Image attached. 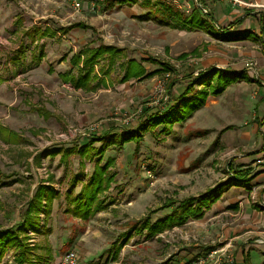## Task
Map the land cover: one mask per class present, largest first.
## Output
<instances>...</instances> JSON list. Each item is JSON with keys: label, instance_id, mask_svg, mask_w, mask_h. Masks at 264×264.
I'll list each match as a JSON object with an SVG mask.
<instances>
[{"label": "rangeland", "instance_id": "374dc122", "mask_svg": "<svg viewBox=\"0 0 264 264\" xmlns=\"http://www.w3.org/2000/svg\"><path fill=\"white\" fill-rule=\"evenodd\" d=\"M83 1L75 9L72 0H0V123L20 135L17 143L0 139V229L22 223L29 199L44 185L59 194L48 218L44 198L40 211L29 216L41 226L39 231L26 226L33 264H67L70 249L76 264H244L247 248V255L252 250L250 264H264V47L258 40L264 36V0H204L212 21L201 10L205 24L194 29L175 18L176 25L168 26L152 15L167 4L186 17L196 0H185L186 6L171 0H147V6L145 0ZM75 22L85 28H70ZM44 28L45 45L30 39ZM99 45L122 50L111 78L100 69L108 56L94 65L96 81L103 78L106 84L99 81L94 91H85L62 79V73L78 72L70 61L73 55ZM149 57L163 62L166 70L158 71L161 65ZM131 58L154 74L116 81L122 75L118 61ZM214 70L230 74L231 81L187 118L165 129L147 123L138 139H114L107 145L102 161L115 158V180L103 195L112 200L104 210L87 221L65 211L72 178L80 179L73 186L76 193L93 166L79 156L80 146L108 131L115 136L136 128L138 120L179 102L189 84L186 99L208 89V83L216 84ZM200 71L208 73L201 81L194 79ZM56 148L75 150L62 160L61 153L49 152ZM229 162L236 169L253 168L251 181H230L200 219L155 235L133 233L112 257L110 246L119 233L143 218L153 223L174 211L177 203L156 210L167 198L199 196L229 181ZM238 245L241 252L235 251ZM16 254L6 246L0 264H15Z\"/></svg>", "mask_w": 264, "mask_h": 264}, {"label": "trees", "instance_id": "16d2710c", "mask_svg": "<svg viewBox=\"0 0 264 264\" xmlns=\"http://www.w3.org/2000/svg\"><path fill=\"white\" fill-rule=\"evenodd\" d=\"M198 1L204 5V0ZM143 4L147 6L149 2L145 0ZM200 11L201 9L198 6H195L191 13L185 17L179 10L173 9L170 5L163 4L161 8L154 10L152 17L155 18L156 21L168 26L176 25L171 20V18H175L185 29H194L200 28L203 24H205V18L201 16L202 11ZM204 15L212 21V15H209L205 12ZM235 20L241 21L242 19L236 18ZM72 27L85 28V25L81 22H75L70 25V28ZM217 31L222 32L223 34L226 32V28L218 27ZM46 35L47 32L42 30L38 33H31L30 39H40ZM258 40L264 47L263 34L258 36ZM121 51V48L112 45H99L94 48L86 49L83 52H80V54L73 55L70 58V61L78 67L77 74L70 75L67 73H62L61 77L63 80L71 82L74 88H81L85 91H94L98 87L99 81L102 82V84H106L103 78L96 81L97 72L94 68V65L97 64L104 55L108 56L105 68L100 67V69L104 77L107 76L111 78V71L115 69L113 68L115 58H120ZM181 55L182 58L187 56L186 53ZM148 59L153 63L161 65V68L158 71L166 70L163 62L153 57H149ZM79 64H81V67L78 66ZM117 67L122 72L121 77L116 80L120 83L127 82L131 78L140 79L154 74V72H147L143 64L133 58L128 59L125 62L118 61ZM212 73H214L216 77V84L208 83V89L199 90L195 94H191L186 99L184 96L190 92L192 86L189 84L182 92L185 94H180L181 96L179 102L175 100L173 103L167 105L166 108L162 110H155L154 112L150 113L144 121L139 117L140 120H138L139 122L136 124V128L133 127L130 130L122 129V131L116 135L117 138L115 139H119V143L136 140L139 138L140 132L145 130L147 123H150V125L153 127L161 124L165 129L169 128L172 123L187 118L190 114H192L204 104L205 99L209 94H220L231 81L230 74H223L220 70H214ZM207 75L208 73L200 71L194 77V79L201 81V79H204ZM1 82H3V77L0 75V83ZM167 93H169V90ZM0 139L5 143H17L19 142L20 135L16 131L0 123ZM112 140H114V138L111 135H108L107 132L99 137L94 136L84 145L78 148L79 156L83 159H88L93 162V166L91 172L89 173L87 182L82 183L80 189L76 193H73V186L77 181L80 180L79 176L72 178L70 188L65 193V211L71 217L78 218L82 221H87L96 213L104 210L109 205V203H111L112 200L109 198L108 201H106L103 195L115 180V172L112 167L115 164V158L108 156L103 162L102 157L106 151L107 145L110 144ZM95 141L102 142L98 148H94L92 146ZM73 150L75 149L56 148L50 150L49 152L51 154L61 153L59 159L65 160L68 157V154ZM97 155L99 157L96 160H93V158ZM35 160L39 161L40 155L34 156V161ZM80 164L81 166H84L82 161ZM226 170L231 174L229 181H220L214 186L208 187L207 190L199 196H189L179 201L175 198H167L156 210L169 208L177 203L176 208L170 214L153 223H150L148 218H143L139 224L132 225L126 231L119 233L117 239H115V241L112 242L110 246L112 257H117L120 249L129 241L133 233H139L143 230H146L149 235H155L162 232L163 230L182 225L188 219L202 218L205 210L221 197L223 191L230 181L235 184H244L250 182L253 176L251 175L253 168L247 167L244 169H236L234 168L232 162L228 163ZM58 194V191L53 187H47L44 185H39L37 187L34 193V198L29 199V203L24 212L25 219L23 222H19L17 225L12 226L9 229H0V256L6 246H12L17 250L14 260L15 264H33L31 259V251L26 242V226H30L35 231H39V227L41 226H39L38 221H33L31 217L29 218V216L40 211L42 198H44L43 213L44 218H48L52 202L54 198L58 197ZM35 217V219H37L38 215ZM46 231L48 233L50 229H47ZM20 234L22 236H20ZM245 259L246 263L249 264L247 257H245Z\"/></svg>", "mask_w": 264, "mask_h": 264}, {"label": "built area", "instance_id": "2783aa9c", "mask_svg": "<svg viewBox=\"0 0 264 264\" xmlns=\"http://www.w3.org/2000/svg\"><path fill=\"white\" fill-rule=\"evenodd\" d=\"M83 0H72V5L75 7V9H79L81 6ZM88 2L95 4L97 1H105V0H87ZM172 3L179 4L182 6H186V1L185 0H171ZM234 2H239V0H233ZM91 129H94L93 127ZM64 262L67 264H76L77 263V257H76V252L74 249H70L66 252L65 257H64Z\"/></svg>", "mask_w": 264, "mask_h": 264}, {"label": "crops", "instance_id": "0c3cea01", "mask_svg": "<svg viewBox=\"0 0 264 264\" xmlns=\"http://www.w3.org/2000/svg\"><path fill=\"white\" fill-rule=\"evenodd\" d=\"M83 3L85 4V2L82 1V3H81V7H82ZM46 25H48V24H46ZM48 26H49V25H48ZM69 27H70V26H69ZM67 28H68V27H67ZM72 28H75V27H72ZM43 30H46V31H47L48 28H44ZM51 31H54V30H51ZM51 31H50V34L52 33ZM45 38H47V37H45ZM45 38L42 37V38H40V39H35V41H36V42H40L41 45H45V44H44V43H46V39H45ZM39 40H40V41H39ZM106 133H107V132H106ZM110 133H111V132L108 131V135H109ZM110 135H111L114 139L117 138V136H116L117 134H116L115 136H114L113 134H110ZM263 194H264V192L260 194V198H261L260 201H262V199H263V198H262V197H263ZM241 247H242V245H238V246H236L235 251H236V249H238V251H240V250H241ZM247 251H248V248H247V250H245L244 255H243L242 253H241V255H240V256L243 255V262H244V264H247V263H246V259H245V257H247V259H248V263H249V264H250V261H251V254H250V253H252V250H251V251L249 250V255H247ZM236 252H237V251H236ZM240 252H241V251H240ZM236 255H237V254H236Z\"/></svg>", "mask_w": 264, "mask_h": 264}, {"label": "water", "instance_id": "95a60500", "mask_svg": "<svg viewBox=\"0 0 264 264\" xmlns=\"http://www.w3.org/2000/svg\"><path fill=\"white\" fill-rule=\"evenodd\" d=\"M197 2V6L203 10L205 13L209 14V15H212L210 11H208L206 8H204V5H202L198 0H196Z\"/></svg>", "mask_w": 264, "mask_h": 264}]
</instances>
